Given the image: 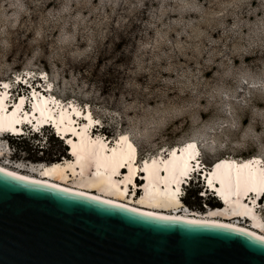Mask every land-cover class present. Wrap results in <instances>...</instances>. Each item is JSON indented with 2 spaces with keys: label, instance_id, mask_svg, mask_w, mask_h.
<instances>
[{
  "label": "rangeland",
  "instance_id": "obj_1",
  "mask_svg": "<svg viewBox=\"0 0 264 264\" xmlns=\"http://www.w3.org/2000/svg\"><path fill=\"white\" fill-rule=\"evenodd\" d=\"M26 69L141 157L188 139L210 163L264 157V0H0V80ZM4 141L14 164L46 161Z\"/></svg>",
  "mask_w": 264,
  "mask_h": 264
},
{
  "label": "water",
  "instance_id": "obj_2",
  "mask_svg": "<svg viewBox=\"0 0 264 264\" xmlns=\"http://www.w3.org/2000/svg\"><path fill=\"white\" fill-rule=\"evenodd\" d=\"M0 264H264V239L0 168Z\"/></svg>",
  "mask_w": 264,
  "mask_h": 264
},
{
  "label": "bare ground",
  "instance_id": "obj_3",
  "mask_svg": "<svg viewBox=\"0 0 264 264\" xmlns=\"http://www.w3.org/2000/svg\"><path fill=\"white\" fill-rule=\"evenodd\" d=\"M5 83L6 81L0 82V85ZM33 99L35 105L30 108L32 112L22 115L21 110L26 105V97L22 96L14 103V108L8 110L6 93H0V133L9 128L19 132L22 130L19 124H22L23 120L36 119L40 124L52 118L58 130L65 134L71 143L74 157H66L65 161L59 159L50 163L36 161L37 163L14 164L12 157L7 159L12 152L10 153L7 146H5L6 150L3 147L5 136H0V168L147 212L235 226L264 238V217L244 198L250 190L257 188L261 191L264 188L263 156L223 155L214 160L216 164L210 167L207 173L208 182L219 190L226 204L220 203L209 210L196 212L186 208L177 194L183 175L187 172V166L191 165L196 155L199 145L196 139H188L189 142L182 147L178 146L173 150L163 149L158 155L150 154L141 160L137 158L136 147L127 132H121L115 144L110 139L101 135H92L87 131L88 125L91 126L96 120L91 107L87 111L89 118L87 124L70 119L71 115L85 113L86 111H82L83 106L77 107L73 103L72 109L64 108L60 105L57 96L41 92H35ZM50 102L55 104L54 109L58 111L57 114L49 111ZM44 111H49L46 116ZM70 132L77 134L79 139L77 140L74 134L72 137ZM9 146L11 147L10 144ZM202 161L199 159V164ZM124 164L127 165L128 171L122 178L119 170ZM145 173L146 182L145 180L141 182V184L145 182L144 191L137 190V175ZM135 177L136 185L134 183L132 186ZM173 184H177V189ZM240 214L250 216L253 221L243 220V215Z\"/></svg>",
  "mask_w": 264,
  "mask_h": 264
},
{
  "label": "trees",
  "instance_id": "obj_4",
  "mask_svg": "<svg viewBox=\"0 0 264 264\" xmlns=\"http://www.w3.org/2000/svg\"><path fill=\"white\" fill-rule=\"evenodd\" d=\"M48 136V135H47ZM11 141L13 142V144L16 142L18 149L20 151H24L27 152L28 155H30L31 152H35V151H42L43 153H48V150L46 149V146H42L40 147V145L37 143H34L35 137H33L32 135H27L25 137H21V138H10ZM32 139V141H31ZM34 140V141H33ZM50 142L51 143H56V146L54 147V151H52L51 153L44 154V155H40L37 156L36 154L32 153V158L35 160H46L47 162L50 161H54L64 155H67V146L63 144L62 140L56 136H54L53 134H50ZM39 146V148L37 147ZM51 151V150H50ZM199 189L200 186L199 185H191L188 187L187 189V195L185 198V201L188 204H199V206H202V201H203V197L199 194ZM206 201H208L209 203L213 204V205H217L218 203H220L218 200H216L215 197L213 196H209L206 198Z\"/></svg>",
  "mask_w": 264,
  "mask_h": 264
},
{
  "label": "built area",
  "instance_id": "obj_5",
  "mask_svg": "<svg viewBox=\"0 0 264 264\" xmlns=\"http://www.w3.org/2000/svg\"><path fill=\"white\" fill-rule=\"evenodd\" d=\"M63 157V156H62ZM61 159V158H60ZM204 164V166H203V168H204V171H207L206 170V168H209L210 167V162L209 161H207L206 159H205V163H203ZM197 167L198 168H200V166H198V164H197ZM207 184H204L203 186H201L200 185V189H199V194L200 195H202V194H206V193H208L209 194V196H213V197H215L214 196V193H218V192H213L211 189H212V186H209L210 188L209 189H207V186H206ZM234 187V186H233ZM234 191H235V189H233ZM187 191L185 190V194L187 195ZM184 194V195H185ZM208 196V197H209ZM204 199H203V201H202V204L205 206V208H203V207H201V206H196V204H188L186 201H185V199H183L184 200V206L186 207V208H188V209H190V210H192V211H196V212H203V211H206L207 209H210L211 207H213L214 205L213 204H211V203H209L208 201H206V198L207 197H203ZM216 198V197H215ZM216 200H218L217 198H216ZM262 204H263V213H264V197H263V199H262ZM202 205V206H203ZM243 220H245V218H243Z\"/></svg>",
  "mask_w": 264,
  "mask_h": 264
},
{
  "label": "clouds",
  "instance_id": "obj_6",
  "mask_svg": "<svg viewBox=\"0 0 264 264\" xmlns=\"http://www.w3.org/2000/svg\"><path fill=\"white\" fill-rule=\"evenodd\" d=\"M134 139V138H133ZM135 140V139H134ZM16 152H20L21 153V151L19 150V149H16ZM195 185V184H194ZM197 185V184H196ZM200 186V185H199ZM189 187V186H188ZM188 187H186V191H187V189H188ZM186 198V194L185 195H183V199H185ZM184 201V200H183ZM220 203H221V201L220 200H218ZM215 206V205H214Z\"/></svg>",
  "mask_w": 264,
  "mask_h": 264
},
{
  "label": "snow or ice",
  "instance_id": "obj_7",
  "mask_svg": "<svg viewBox=\"0 0 264 264\" xmlns=\"http://www.w3.org/2000/svg\"><path fill=\"white\" fill-rule=\"evenodd\" d=\"M189 147H192V146H189ZM134 211H135V209H134ZM262 239H264V238H262Z\"/></svg>",
  "mask_w": 264,
  "mask_h": 264
}]
</instances>
